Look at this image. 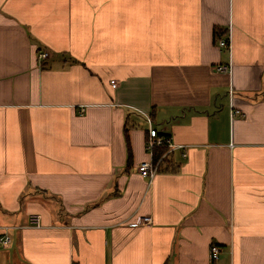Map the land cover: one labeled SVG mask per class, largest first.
<instances>
[{"label": "crops", "instance_id": "0c3cea01", "mask_svg": "<svg viewBox=\"0 0 264 264\" xmlns=\"http://www.w3.org/2000/svg\"><path fill=\"white\" fill-rule=\"evenodd\" d=\"M5 227L0 264H264V0H0Z\"/></svg>", "mask_w": 264, "mask_h": 264}, {"label": "built area", "instance_id": "2783aa9c", "mask_svg": "<svg viewBox=\"0 0 264 264\" xmlns=\"http://www.w3.org/2000/svg\"><path fill=\"white\" fill-rule=\"evenodd\" d=\"M219 45L225 48H230L231 47V36L228 33V36L226 37H222L219 39ZM49 56V51L47 50H42L39 53V57L41 59H45ZM217 70H228L229 66L227 64H219L216 66ZM231 94H233V91H230ZM238 112V111H236ZM147 121L150 125L149 129H148V138H147V143H146V149L147 151H149L150 153V160H146L143 161L139 164L138 169L139 172L150 179V181H152V179L154 178V176L157 174V172L160 170L161 168V157L157 160H155L154 157V149L157 147H166L167 148V152L164 153L163 157H165V155L168 152L173 151L175 148H183L185 146L183 145H176L172 143L171 137L169 136H165L162 135L159 130L155 127H153V120L150 116L147 117ZM183 155L185 156V154L183 153ZM41 215L40 214H31L30 218H29V224L28 226H33V227H40L41 226ZM152 222V218L151 216H144L139 220V223L142 224H149ZM138 222H134L131 225H137L139 224ZM8 227L4 228V232L3 234L0 236V244L3 246H6L8 244H10V242L12 241V236L11 234L8 233L7 230ZM219 251H220V247L216 244L212 245L210 248V258L211 260H216L219 257Z\"/></svg>", "mask_w": 264, "mask_h": 264}, {"label": "trees", "instance_id": "16d2710c", "mask_svg": "<svg viewBox=\"0 0 264 264\" xmlns=\"http://www.w3.org/2000/svg\"><path fill=\"white\" fill-rule=\"evenodd\" d=\"M162 135H164V134H162ZM166 150H167L166 147H157V148H155L154 149V157H155V160L159 159Z\"/></svg>", "mask_w": 264, "mask_h": 264}]
</instances>
